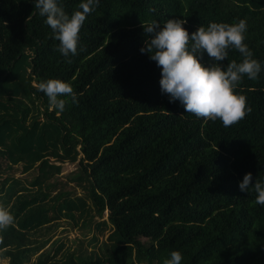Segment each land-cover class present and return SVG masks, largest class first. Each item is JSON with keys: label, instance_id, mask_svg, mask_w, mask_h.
Here are the masks:
<instances>
[{"label": "trees", "instance_id": "16d2710c", "mask_svg": "<svg viewBox=\"0 0 264 264\" xmlns=\"http://www.w3.org/2000/svg\"><path fill=\"white\" fill-rule=\"evenodd\" d=\"M58 2L70 15L84 0ZM170 18L190 34L247 22L262 69L236 89L251 108L239 123L198 119L161 92L142 25ZM58 44L34 0H0V205L15 217L0 231L3 264H164L172 251L181 264H264V206L239 189L245 173L264 182V0H100L78 54ZM231 60L242 57L229 49ZM48 79L71 84L78 103L52 110L36 87ZM64 162L76 168L57 182ZM61 219L93 230V248L62 252L46 236Z\"/></svg>", "mask_w": 264, "mask_h": 264}, {"label": "clouds", "instance_id": "9594fccd", "mask_svg": "<svg viewBox=\"0 0 264 264\" xmlns=\"http://www.w3.org/2000/svg\"><path fill=\"white\" fill-rule=\"evenodd\" d=\"M100 0H84L80 10L70 15L58 0H34L39 15L45 17L52 38L58 40V51L68 58L78 54L80 30L87 16L95 10ZM186 20L168 19L162 26L156 21L142 25L149 37L140 49L161 69L160 90L169 96V102L179 101L184 112L204 121L220 120L224 127H231L251 111L246 96L236 89L247 76L256 80L261 72V62L253 58V53L245 41L247 22L243 19L236 23L211 22L198 26L191 34L183 26ZM229 49L239 52L242 60L228 59ZM213 61L208 66L201 62L203 54ZM71 63V60H68ZM48 99L49 107L62 113L69 99L78 103L77 94L71 84L61 79H48L36 86ZM252 187L255 203L264 206V182H253L252 174L245 173L239 189L247 192ZM15 223V217L9 209L0 205V231ZM2 243V237H0ZM183 259L179 251H172L164 264H181Z\"/></svg>", "mask_w": 264, "mask_h": 264}, {"label": "rangeland", "instance_id": "374dc122", "mask_svg": "<svg viewBox=\"0 0 264 264\" xmlns=\"http://www.w3.org/2000/svg\"><path fill=\"white\" fill-rule=\"evenodd\" d=\"M58 164V162H56ZM14 171L12 174L15 176H22V177H28L31 178L34 174V170L31 171L28 174H23L20 173V167L16 166L14 167ZM76 168V163H69V162H64L61 165V170L59 173H56L54 175V179L57 182H64L69 179L71 172H73ZM59 187V185L57 186ZM65 188H73L76 192H80V189L74 186V182L68 183L65 185ZM57 189V188H56ZM54 191L52 190L51 194H53ZM81 221L79 220L77 224H74L73 221L69 219H61L59 221V225L55 228L54 231L50 232L46 236H48L51 239L58 238L63 242V250H72L75 249L78 245V243H81L82 248L90 250L93 248V246L89 243V239L91 237V232L93 230H87L86 228H81L80 227ZM41 239V237H40ZM99 240H101V236H99ZM99 243V242H98ZM33 259V257H32ZM5 262L4 259L0 258V264H3Z\"/></svg>", "mask_w": 264, "mask_h": 264}]
</instances>
